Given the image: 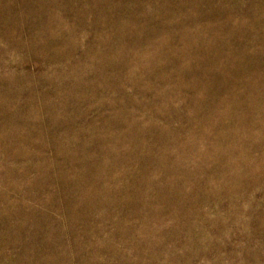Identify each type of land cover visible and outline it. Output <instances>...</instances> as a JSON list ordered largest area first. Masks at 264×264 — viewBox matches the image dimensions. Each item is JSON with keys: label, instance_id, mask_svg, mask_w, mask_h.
<instances>
[{"label": "rangeland", "instance_id": "374dc122", "mask_svg": "<svg viewBox=\"0 0 264 264\" xmlns=\"http://www.w3.org/2000/svg\"><path fill=\"white\" fill-rule=\"evenodd\" d=\"M0 264H264V0H0Z\"/></svg>", "mask_w": 264, "mask_h": 264}]
</instances>
